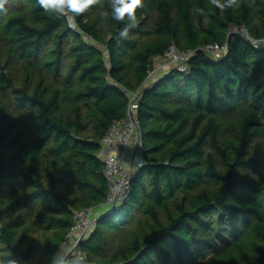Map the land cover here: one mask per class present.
I'll list each match as a JSON object with an SVG mask.
<instances>
[{
    "label": "trees",
    "instance_id": "16d2710c",
    "mask_svg": "<svg viewBox=\"0 0 264 264\" xmlns=\"http://www.w3.org/2000/svg\"><path fill=\"white\" fill-rule=\"evenodd\" d=\"M23 1L0 16L4 259L49 264L76 210L107 208L100 144L137 92L142 164L81 242L90 263L264 264V0H144L119 43L126 22L96 7L73 27ZM172 46L186 70L152 77Z\"/></svg>",
    "mask_w": 264,
    "mask_h": 264
},
{
    "label": "built area",
    "instance_id": "2783aa9c",
    "mask_svg": "<svg viewBox=\"0 0 264 264\" xmlns=\"http://www.w3.org/2000/svg\"><path fill=\"white\" fill-rule=\"evenodd\" d=\"M242 34L246 30L238 29ZM227 45L213 44L206 48L212 53H221ZM178 59L176 67L185 71L188 54L178 52L175 55ZM157 58V57H156ZM130 104L126 118L116 120L109 127L106 135L101 141L99 156L104 164V175L108 181L109 191L106 198V211L118 207L124 200L130 183L131 176L135 169L142 163L141 152L143 147V135L135 110L137 107V92L129 93ZM131 155V165L128 157ZM96 223L92 208H83L74 212V221L70 227L62 246L72 245L75 250L84 255L88 261L85 251L81 248V242L85 240Z\"/></svg>",
    "mask_w": 264,
    "mask_h": 264
},
{
    "label": "clouds",
    "instance_id": "9594fccd",
    "mask_svg": "<svg viewBox=\"0 0 264 264\" xmlns=\"http://www.w3.org/2000/svg\"><path fill=\"white\" fill-rule=\"evenodd\" d=\"M38 5L45 13H54L57 16L72 17L83 15L94 7L100 9V16L108 18L109 16L121 23H125L118 35L115 37L117 43L127 39L130 30L138 26L136 11L144 6V0H108L110 12L104 11V0H37ZM8 0H0V13L6 14L8 9L6 5ZM214 7L225 11L226 9L238 8L240 0H210ZM200 15L206 16L204 9L196 10ZM142 163V162H141ZM97 220V218H96ZM0 247H4L0 244ZM10 255L7 251L0 252V264H18L16 260L4 259ZM49 264H88L86 257L75 250L72 245L58 247L53 254Z\"/></svg>",
    "mask_w": 264,
    "mask_h": 264
},
{
    "label": "rangeland",
    "instance_id": "374dc122",
    "mask_svg": "<svg viewBox=\"0 0 264 264\" xmlns=\"http://www.w3.org/2000/svg\"><path fill=\"white\" fill-rule=\"evenodd\" d=\"M12 5H13L14 8L17 7L18 5L20 7H22V6L25 7V2L23 0H12ZM143 7L137 9L136 13L141 12L142 9H143ZM98 12H99V10H98ZM93 14H95V17L98 16L96 13H93ZM0 16H1V13H0ZM69 21H70V23H71V25L73 27H76L75 21H74V19L72 17H69ZM176 54H177V51L172 46L169 49V51L165 54V56L154 58V65H153L154 66V69L152 71V73H153L152 74L153 75L152 77L155 76L154 73H157V72L160 73L162 70L164 72V70L166 71V70L170 69L171 67L176 66L177 61H178V59L175 56ZM220 54L221 53H218V54L217 53L216 54L214 53L213 55L219 56ZM22 67H24V66H22ZM13 70L15 71V73L17 72V74H18V76H20V78H24L25 81H27V79H28V72L26 70V67L23 68V69H20V68L18 69V67H16V68L13 67ZM38 78H39V76H38ZM219 252H221V251H219ZM219 252L218 253L217 252H208L207 253V256H209L211 254L221 255V254H219Z\"/></svg>",
    "mask_w": 264,
    "mask_h": 264
},
{
    "label": "crops",
    "instance_id": "0c3cea01",
    "mask_svg": "<svg viewBox=\"0 0 264 264\" xmlns=\"http://www.w3.org/2000/svg\"><path fill=\"white\" fill-rule=\"evenodd\" d=\"M165 71V70H164ZM161 73H163V70L159 73V72H157V73H154V75L156 76V75H160ZM154 76V77H155ZM128 163H129V165H131V163H132V161H131V155L128 157ZM106 208H104V210H105ZM103 210V211H104ZM103 211H101V212H103ZM101 212H98V213H94V217H96L97 215H99ZM61 247V246H60Z\"/></svg>",
    "mask_w": 264,
    "mask_h": 264
},
{
    "label": "water",
    "instance_id": "95a60500",
    "mask_svg": "<svg viewBox=\"0 0 264 264\" xmlns=\"http://www.w3.org/2000/svg\"><path fill=\"white\" fill-rule=\"evenodd\" d=\"M130 180H131V179H130ZM110 211H111V209L107 210L106 213H108V212H110Z\"/></svg>",
    "mask_w": 264,
    "mask_h": 264
}]
</instances>
